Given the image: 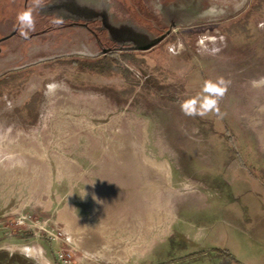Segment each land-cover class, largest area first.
Wrapping results in <instances>:
<instances>
[{
	"label": "rangeland",
	"instance_id": "rangeland-1",
	"mask_svg": "<svg viewBox=\"0 0 264 264\" xmlns=\"http://www.w3.org/2000/svg\"><path fill=\"white\" fill-rule=\"evenodd\" d=\"M23 2L0 5L15 22ZM215 5L214 20L102 74L42 58L53 43L4 44L0 264H264V84L251 83L264 77V0ZM218 77L230 81L220 114L184 115L180 101ZM84 157L109 177L71 190V172L102 167Z\"/></svg>",
	"mask_w": 264,
	"mask_h": 264
},
{
	"label": "flooded vegetation",
	"instance_id": "flooded-vegetation-1",
	"mask_svg": "<svg viewBox=\"0 0 264 264\" xmlns=\"http://www.w3.org/2000/svg\"><path fill=\"white\" fill-rule=\"evenodd\" d=\"M177 1L136 0L132 4L136 14L145 21L142 25L136 14L130 13L124 0H44V6L35 10L38 14L36 21L62 17L64 23L59 27L49 24L31 33L28 39L19 36L15 30L13 3L10 8L1 4L0 51L4 44L22 47L23 43L28 45L35 38L38 39L37 48L47 49V45L54 44V50H47L51 53L42 58L61 61L72 57L73 64L85 61L84 67L102 74L108 72L110 60L114 62L116 57L131 51H144L136 46L145 45L165 33L166 38L176 27L196 25L194 23L198 20L202 24L216 18L198 13L168 14ZM22 6L24 10L33 5L24 0Z\"/></svg>",
	"mask_w": 264,
	"mask_h": 264
},
{
	"label": "clouds",
	"instance_id": "clouds-1",
	"mask_svg": "<svg viewBox=\"0 0 264 264\" xmlns=\"http://www.w3.org/2000/svg\"><path fill=\"white\" fill-rule=\"evenodd\" d=\"M44 6V0H33V6L17 12L15 17V30L19 36L28 39L30 34L36 31V19L34 12L37 8ZM208 12H215L216 9L210 8ZM49 23L53 27L63 25L64 19L62 17H53ZM253 87L264 84V77L259 80H253ZM230 81H226L223 77H218L215 80L208 79L203 82L200 92L192 97L183 99L179 103L182 113L189 117L204 118L210 113L220 114L219 102L224 97L228 90ZM47 93L55 92L60 88L56 82L50 83L47 86ZM95 199V197H94Z\"/></svg>",
	"mask_w": 264,
	"mask_h": 264
},
{
	"label": "water",
	"instance_id": "water-1",
	"mask_svg": "<svg viewBox=\"0 0 264 264\" xmlns=\"http://www.w3.org/2000/svg\"><path fill=\"white\" fill-rule=\"evenodd\" d=\"M216 1H221V0H178L176 5L173 6V10H168V14L198 13V14H207L208 16H216L222 12V10L215 5ZM245 1L247 2L248 0ZM210 8H214L216 9V11L208 12L207 10ZM165 35L166 33L159 37L154 38L152 41L148 42L145 45L136 46L135 48L144 51L150 50L153 47H155L157 44H159L165 38Z\"/></svg>",
	"mask_w": 264,
	"mask_h": 264
},
{
	"label": "crops",
	"instance_id": "crops-1",
	"mask_svg": "<svg viewBox=\"0 0 264 264\" xmlns=\"http://www.w3.org/2000/svg\"><path fill=\"white\" fill-rule=\"evenodd\" d=\"M77 165H102L101 167V171L99 169H95V170H88L85 168H82V170L74 172H71L69 174V180L71 181V190H74L76 188V190H78V183L79 182H83V181H87V178H92V177H100L99 175H104L105 173L107 174V177H109L110 171H109V167H104L105 164H103V162H99L98 159L95 158H89V157H84L80 160V162L76 163ZM106 177V178H107ZM55 179H61V176H54ZM102 179V178H101ZM190 258V257H189ZM198 259H200L198 257ZM199 261V260H198ZM208 260L204 261L202 264H208ZM215 262L217 263V261L215 260ZM200 263V261H199ZM4 264V263H3ZM11 264H15V263H11Z\"/></svg>",
	"mask_w": 264,
	"mask_h": 264
},
{
	"label": "trees",
	"instance_id": "trees-1",
	"mask_svg": "<svg viewBox=\"0 0 264 264\" xmlns=\"http://www.w3.org/2000/svg\"><path fill=\"white\" fill-rule=\"evenodd\" d=\"M127 57V56H126ZM115 61V60H114ZM111 63H113V60H110V62H109V64H111ZM112 69H114V68H112L111 67V70H110V67H109V71L111 72L112 71ZM100 72V71H99Z\"/></svg>",
	"mask_w": 264,
	"mask_h": 264
},
{
	"label": "built area",
	"instance_id": "built-area-1",
	"mask_svg": "<svg viewBox=\"0 0 264 264\" xmlns=\"http://www.w3.org/2000/svg\"><path fill=\"white\" fill-rule=\"evenodd\" d=\"M23 222V221H22Z\"/></svg>",
	"mask_w": 264,
	"mask_h": 264
}]
</instances>
